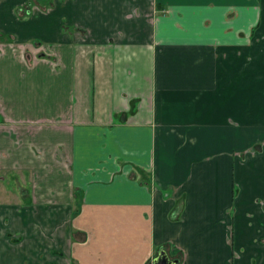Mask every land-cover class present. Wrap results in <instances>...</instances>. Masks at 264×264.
<instances>
[{"label": "crops", "instance_id": "1", "mask_svg": "<svg viewBox=\"0 0 264 264\" xmlns=\"http://www.w3.org/2000/svg\"><path fill=\"white\" fill-rule=\"evenodd\" d=\"M160 249L264 264V0H0V264Z\"/></svg>", "mask_w": 264, "mask_h": 264}, {"label": "water", "instance_id": "2", "mask_svg": "<svg viewBox=\"0 0 264 264\" xmlns=\"http://www.w3.org/2000/svg\"><path fill=\"white\" fill-rule=\"evenodd\" d=\"M175 259H169L167 254L163 249H160L154 258L151 261L147 262L146 264H175Z\"/></svg>", "mask_w": 264, "mask_h": 264}, {"label": "rangeland", "instance_id": "3", "mask_svg": "<svg viewBox=\"0 0 264 264\" xmlns=\"http://www.w3.org/2000/svg\"><path fill=\"white\" fill-rule=\"evenodd\" d=\"M243 84H244V82L241 81V92H243V89H242L244 87ZM241 99L243 100L244 98H241Z\"/></svg>", "mask_w": 264, "mask_h": 264}]
</instances>
